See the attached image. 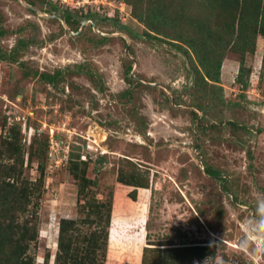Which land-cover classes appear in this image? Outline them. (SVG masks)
I'll return each instance as SVG.
<instances>
[{"label":"rangeland","instance_id":"obj_1","mask_svg":"<svg viewBox=\"0 0 264 264\" xmlns=\"http://www.w3.org/2000/svg\"><path fill=\"white\" fill-rule=\"evenodd\" d=\"M110 1L0 0V175L24 158L34 264H55L61 218L78 222L80 239L93 204L110 198L102 264H264V37L245 58V87L239 56L226 55L225 103L205 113L195 57L144 36L132 6ZM50 3L114 20L80 18L76 30Z\"/></svg>","mask_w":264,"mask_h":264},{"label":"trees","instance_id":"obj_2","mask_svg":"<svg viewBox=\"0 0 264 264\" xmlns=\"http://www.w3.org/2000/svg\"><path fill=\"white\" fill-rule=\"evenodd\" d=\"M38 1L45 3V0ZM125 2L132 6L133 16L144 24V36L155 40L165 39L179 50L186 54L189 52L195 57L197 77L192 94L196 101L194 105L199 110L207 113V106H213L218 103L217 100L222 105L225 103L224 91L219 83L223 61L229 52L237 54L241 63L235 82L246 86L243 78L245 58L256 51L257 37L259 35L264 37V0H125ZM48 9L61 13L63 19L76 30L81 26L80 18L90 17L96 23L100 18L114 20L106 16L101 17L93 11L80 15L71 10L61 11L57 5L51 3ZM115 22L120 30L132 31L128 26L119 24L116 20ZM130 69L131 65L127 67L128 71ZM44 77L49 82L56 83L60 76L54 74ZM207 84L219 90L212 94L207 89ZM194 116L200 119L197 112ZM15 150L19 152L18 147L11 149ZM18 157L21 158L20 165L13 162L15 166H11L0 175V264H34V256L29 250L32 243L36 244L38 230L32 222L34 220L30 218L36 216V212L31 216L27 215L31 191L29 182L24 183L23 179H19L24 158ZM72 164H75V175L76 172H80L77 177H80L87 168L83 160ZM37 169L41 176L44 164L40 163ZM207 172L209 174L212 172V175L219 174L218 171L209 169ZM138 186L145 187L144 184ZM93 206L89 210V216L92 218L85 217L83 222H90L95 226L80 239L79 229L76 227L78 222L67 218L60 219L59 249L55 256V264H102L110 236L111 198L98 201ZM85 208L83 205L82 210ZM212 245L192 246H195L196 250L205 251L212 249ZM172 248L166 246L162 249L169 251Z\"/></svg>","mask_w":264,"mask_h":264},{"label":"built area","instance_id":"obj_3","mask_svg":"<svg viewBox=\"0 0 264 264\" xmlns=\"http://www.w3.org/2000/svg\"><path fill=\"white\" fill-rule=\"evenodd\" d=\"M84 1L85 3H88V4L92 3L91 5H93V7L95 6L97 10H101V6H104L106 4H111L110 0H84ZM119 9H120V13L124 10L123 6H119Z\"/></svg>","mask_w":264,"mask_h":264},{"label":"water","instance_id":"obj_4","mask_svg":"<svg viewBox=\"0 0 264 264\" xmlns=\"http://www.w3.org/2000/svg\"><path fill=\"white\" fill-rule=\"evenodd\" d=\"M57 16L60 17V18H62L61 15H58V14H57ZM88 20H89L88 18H85V19L83 20V24H82V26H83ZM91 21H92V20H91ZM93 24H94V27H95V23H94V22H93Z\"/></svg>","mask_w":264,"mask_h":264}]
</instances>
